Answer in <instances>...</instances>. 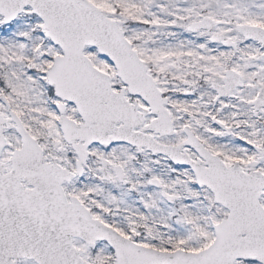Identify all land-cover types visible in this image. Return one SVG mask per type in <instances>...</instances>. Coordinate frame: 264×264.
<instances>
[{"label":"snow or ice","instance_id":"snow-or-ice-1","mask_svg":"<svg viewBox=\"0 0 264 264\" xmlns=\"http://www.w3.org/2000/svg\"><path fill=\"white\" fill-rule=\"evenodd\" d=\"M0 264H264V0H0Z\"/></svg>","mask_w":264,"mask_h":264}]
</instances>
